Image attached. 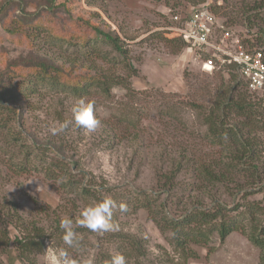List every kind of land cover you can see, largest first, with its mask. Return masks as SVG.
<instances>
[{
  "label": "rangeland",
  "instance_id": "1",
  "mask_svg": "<svg viewBox=\"0 0 264 264\" xmlns=\"http://www.w3.org/2000/svg\"><path fill=\"white\" fill-rule=\"evenodd\" d=\"M20 1L0 17V70L10 71L0 94V264H49V254L60 249L76 264H109L116 253L128 264H262L261 249L248 235L264 220V164L260 181L246 169H226L230 156L207 138L206 117L217 112L222 96L257 104L260 122L245 131L253 130L261 141L264 163V93L250 92L236 69L203 70L202 61L212 54L188 50L165 27L174 24V14L186 17L205 5L217 17L218 33L229 31L246 46L252 42L264 50L257 41L264 11L261 20L256 10H244L253 0H55V11L46 0ZM23 7L40 10L32 24L23 21ZM248 14L256 21L251 29ZM96 27L118 35L128 52L95 38ZM20 56L45 59L72 74L54 69L44 77L40 67L9 66ZM73 75L119 76L131 89L94 87L79 96L63 85ZM80 99L99 109L101 122L93 132L74 123L72 109ZM241 112L233 108L225 118L230 124L246 121ZM66 120L73 121L69 128L52 135L50 128ZM208 165L218 175L225 171L223 181L208 180L200 169ZM70 175L82 185L91 183L95 195L68 193L63 184ZM105 196L128 206L124 213L118 206L113 210L119 230L96 233L76 226L79 243L66 245L61 219L72 218L75 226L83 208ZM222 206L243 228L224 240L214 233L204 245L191 243L197 256H184L170 230L153 219ZM29 235L35 244L21 250L18 241Z\"/></svg>",
  "mask_w": 264,
  "mask_h": 264
},
{
  "label": "trees",
  "instance_id": "2",
  "mask_svg": "<svg viewBox=\"0 0 264 264\" xmlns=\"http://www.w3.org/2000/svg\"><path fill=\"white\" fill-rule=\"evenodd\" d=\"M12 1L14 0H3L1 2L0 17L5 14L8 6H10V3ZM23 1L24 0L20 1L21 5H23ZM45 2L48 3V8H52L53 11L59 8V4L56 5L55 0H46ZM244 10H256L257 16L255 17L259 18V14L264 11V0H253L252 3L249 2L245 4ZM23 12L25 13V15L22 16V18L24 19L23 21L25 23L32 24L33 18L38 15L40 10L30 12L24 9ZM251 16V14L247 15L248 28L250 29L254 26L253 23H256V21L253 22L251 20ZM261 18L262 17H260V19ZM15 29L17 30V28ZM96 29L100 34L96 35L95 38H102V40H104L105 42L112 44L120 54H126L128 52L127 49L124 48V45L122 44L121 39L118 35H113L112 33L102 31L98 27H96ZM258 33V44L264 43L263 27H259ZM88 41L89 39H86L85 42ZM178 41L185 47L187 46V44L183 40L178 39ZM242 43L245 44L244 40H242ZM250 44L252 48H254L255 43L250 42ZM18 64H25L31 69H39L40 67L41 72L39 71V76L44 77L51 75V73L54 72V69H57V72H62L64 70L61 67L54 66L45 59H38L32 56H20L17 59L11 61L9 66H16ZM131 70H133L134 74L137 72L136 68H134L133 65L131 66ZM8 72L10 71L7 70L5 73H3L0 70V94L4 85V77ZM63 72L72 74L70 70L66 69ZM57 75L58 77L60 76L59 74ZM73 79L74 80L70 81L69 83L62 84L66 85L72 93L79 96L88 94L94 87H99L105 92L111 90L115 85H122L127 89H131V82L119 76L118 78L114 79V77L102 75H73ZM256 106L257 104H253L252 102L246 103L245 101H243L239 103L232 98H229L228 95L222 96L217 100V112L211 110V113L209 112V114H207L208 116L206 117V120L208 124L207 138L214 144L222 145L228 151V156H230L231 161L227 163L226 169L230 171V168H233L234 172H240L241 170L246 169V172H248L249 175L253 174L254 178L257 177L260 181L262 179V176H260L259 173L263 172V170L260 171L259 169L260 166L264 164L259 161V154H261V152L263 151V149L261 148L262 143L260 140H258L259 138L254 135L255 133L253 132V130L249 129V131H245L247 127L253 126L254 128L256 123L260 122V120L258 119L260 114L257 113ZM0 107H5V104L2 103V98H0ZM233 108H239L240 110H243V112L241 113L242 115H244L246 121L230 124V122L226 120L225 115L229 117V115L231 114L230 112L233 111ZM221 112L224 114V117H222L223 115ZM262 121L264 126V120ZM226 139L229 141L227 146H225V143L227 142H225ZM200 169L203 172L207 173L208 180L213 183L223 181V178L226 177V174H224L225 171H223L219 175L214 173L211 165L203 166ZM171 177L173 178V176ZM169 180H171V178H169ZM240 186L242 187V184H240ZM63 187L67 188L68 193H84L85 195H95L94 191H92L95 190V187L91 183H89V186L82 185V182L79 179H73L72 175H70L68 182L63 184ZM245 192L246 195H249L250 193V191ZM93 199L97 201L100 200L99 197ZM248 205L250 207V210L255 208L254 202L249 203ZM257 205L258 207L260 206L259 204ZM226 208L227 206H222V208L219 207L217 210H192L184 216L176 219L168 218V216H164L162 221H157L156 216H153V219L161 228L170 230V232L172 233L173 242L176 243L177 248L181 249L184 256H197L196 253L189 247L191 243L204 245L209 241V239H211L210 237L214 233H218L220 238L224 240L233 231L243 228L242 226H239V220H237L236 218H228L229 215L226 212L228 211ZM119 236L126 239L125 234H121ZM248 238L261 249V263L264 264V220L262 223H259L252 228L251 233L248 235ZM132 241L133 243L131 244L133 245V249H136L140 252V244L137 241L135 242V239H132ZM18 243L20 244L19 248L21 250H29L35 244V239L34 237H31L29 235L19 240Z\"/></svg>",
  "mask_w": 264,
  "mask_h": 264
},
{
  "label": "built area",
  "instance_id": "3",
  "mask_svg": "<svg viewBox=\"0 0 264 264\" xmlns=\"http://www.w3.org/2000/svg\"><path fill=\"white\" fill-rule=\"evenodd\" d=\"M173 21L165 30L179 36L188 50H195L198 55L212 54L202 61L203 70L213 71L217 66L236 69L250 92L264 93L263 49L246 46L238 37H231L229 31L218 33L217 17L205 5L194 7L186 17L174 14Z\"/></svg>",
  "mask_w": 264,
  "mask_h": 264
},
{
  "label": "clouds",
  "instance_id": "4",
  "mask_svg": "<svg viewBox=\"0 0 264 264\" xmlns=\"http://www.w3.org/2000/svg\"><path fill=\"white\" fill-rule=\"evenodd\" d=\"M72 111L75 125L86 132L95 131L101 122L98 118L99 109L95 106L94 102L80 99ZM72 123L73 121L66 120L60 123L58 127H51V134L57 135L66 131ZM117 206V202L114 199L105 196L99 201L83 208L79 218L75 220V226L72 218H62L60 228L64 230V243L69 247H75L79 243V234L75 231L76 226L96 233L118 231L119 226L113 221V210ZM118 207L121 213L129 210L128 206L123 203L119 204ZM49 264H76V262L69 256L66 250L60 249L58 252H51L49 254ZM109 264H128V260L124 254L116 253L111 257Z\"/></svg>",
  "mask_w": 264,
  "mask_h": 264
}]
</instances>
